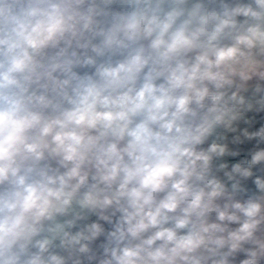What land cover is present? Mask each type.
<instances>
[{
  "label": "clouds",
  "instance_id": "1",
  "mask_svg": "<svg viewBox=\"0 0 264 264\" xmlns=\"http://www.w3.org/2000/svg\"><path fill=\"white\" fill-rule=\"evenodd\" d=\"M0 264H264V0H0Z\"/></svg>",
  "mask_w": 264,
  "mask_h": 264
}]
</instances>
